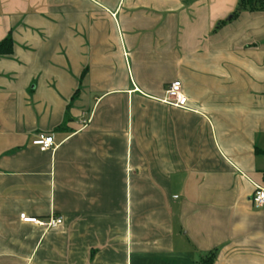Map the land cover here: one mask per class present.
Listing matches in <instances>:
<instances>
[{
    "label": "crops",
    "instance_id": "obj_1",
    "mask_svg": "<svg viewBox=\"0 0 264 264\" xmlns=\"http://www.w3.org/2000/svg\"><path fill=\"white\" fill-rule=\"evenodd\" d=\"M238 4L0 0V264H264V13Z\"/></svg>",
    "mask_w": 264,
    "mask_h": 264
},
{
    "label": "built area",
    "instance_id": "obj_2",
    "mask_svg": "<svg viewBox=\"0 0 264 264\" xmlns=\"http://www.w3.org/2000/svg\"><path fill=\"white\" fill-rule=\"evenodd\" d=\"M164 103L174 107L185 109L188 105V99L183 93L182 83L176 81L170 85L166 91V98ZM33 145L39 147L43 151H51L55 148V137L54 135H39L33 142ZM253 207L257 210L264 208V189L258 188L252 197ZM23 223L34 224L44 227L47 230H55L63 225V219H50L49 221H40L36 218L27 217L21 215L20 217Z\"/></svg>",
    "mask_w": 264,
    "mask_h": 264
},
{
    "label": "trees",
    "instance_id": "obj_3",
    "mask_svg": "<svg viewBox=\"0 0 264 264\" xmlns=\"http://www.w3.org/2000/svg\"><path fill=\"white\" fill-rule=\"evenodd\" d=\"M264 13V0H239L238 8L234 18L242 13ZM14 52V44L11 37L0 43V57L11 56ZM216 254L211 253L203 258L198 264H215Z\"/></svg>",
    "mask_w": 264,
    "mask_h": 264
}]
</instances>
